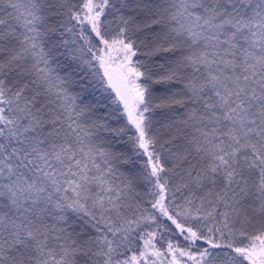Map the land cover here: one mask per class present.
Masks as SVG:
<instances>
[{
    "label": "snow or ice",
    "instance_id": "snow-or-ice-1",
    "mask_svg": "<svg viewBox=\"0 0 264 264\" xmlns=\"http://www.w3.org/2000/svg\"><path fill=\"white\" fill-rule=\"evenodd\" d=\"M0 264H264V0H0Z\"/></svg>",
    "mask_w": 264,
    "mask_h": 264
}]
</instances>
